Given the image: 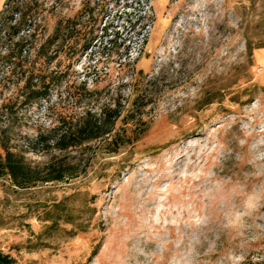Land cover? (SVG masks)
Returning a JSON list of instances; mask_svg holds the SVG:
<instances>
[{
    "label": "rangeland",
    "instance_id": "rangeland-1",
    "mask_svg": "<svg viewBox=\"0 0 264 264\" xmlns=\"http://www.w3.org/2000/svg\"><path fill=\"white\" fill-rule=\"evenodd\" d=\"M115 107L102 138L44 140ZM2 148L70 170L0 177L13 264H264V0H0Z\"/></svg>",
    "mask_w": 264,
    "mask_h": 264
},
{
    "label": "trees",
    "instance_id": "trees-1",
    "mask_svg": "<svg viewBox=\"0 0 264 264\" xmlns=\"http://www.w3.org/2000/svg\"><path fill=\"white\" fill-rule=\"evenodd\" d=\"M14 14H11V20H15ZM143 16L139 15L132 19H128V25L131 29H135L136 25L143 20ZM15 24V23H14ZM11 25V28H17L15 25ZM10 28V26H9ZM107 28H105V31ZM141 30H145V25H141ZM142 33V31H140ZM15 34L18 33V29L15 30ZM111 38L109 43L113 46L125 44L126 38L122 39L119 35V31H111ZM121 41V42H120ZM19 46V52L24 50L25 44L17 43ZM6 56L11 57L12 55L7 54ZM27 93L25 95V102L37 100L45 97L48 93V86L35 87L33 84L27 86ZM120 110L115 107L113 109L102 108L99 115L91 113L90 111H84L83 115L75 122L62 123L52 130V135L44 137L46 142H51L52 146L60 151H66L69 148L80 146L86 142L102 138L111 133L113 130L114 122L119 117ZM41 139L42 136H39ZM116 144L117 137L113 138ZM3 153L0 152V177L8 176L12 182L18 187H26L32 182L37 180L52 181L62 180L69 174V169L66 165L60 163H51L48 165V169L45 172L44 177H39L41 174L31 166L27 165L23 158L17 156L15 153L10 151L8 148H2ZM14 261L8 255L0 254V264H13Z\"/></svg>",
    "mask_w": 264,
    "mask_h": 264
}]
</instances>
